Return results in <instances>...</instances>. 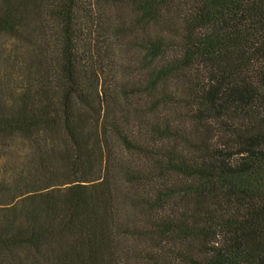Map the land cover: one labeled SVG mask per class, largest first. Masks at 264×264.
I'll return each instance as SVG.
<instances>
[{
    "label": "trees",
    "instance_id": "obj_1",
    "mask_svg": "<svg viewBox=\"0 0 264 264\" xmlns=\"http://www.w3.org/2000/svg\"><path fill=\"white\" fill-rule=\"evenodd\" d=\"M0 264H264V0H0Z\"/></svg>",
    "mask_w": 264,
    "mask_h": 264
},
{
    "label": "rangeland",
    "instance_id": "obj_2",
    "mask_svg": "<svg viewBox=\"0 0 264 264\" xmlns=\"http://www.w3.org/2000/svg\"><path fill=\"white\" fill-rule=\"evenodd\" d=\"M113 151H114V152L116 151V148H115V147L113 148ZM122 205H123L124 207H126L125 210H127V211L129 212V214H135V213H136V211H134V210L131 208V206H129L128 198H126L125 203L123 202Z\"/></svg>",
    "mask_w": 264,
    "mask_h": 264
}]
</instances>
